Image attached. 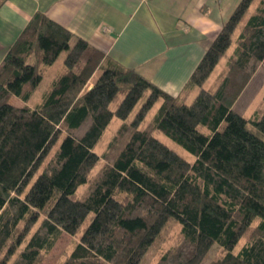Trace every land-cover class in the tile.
Returning a JSON list of instances; mask_svg holds the SVG:
<instances>
[{"label":"trees","instance_id":"16d2710c","mask_svg":"<svg viewBox=\"0 0 264 264\" xmlns=\"http://www.w3.org/2000/svg\"><path fill=\"white\" fill-rule=\"evenodd\" d=\"M62 51L31 106L8 101L27 102ZM103 58L38 11L1 60L0 264H39L62 231L79 240L58 264H138L171 217L179 241L155 264H201L214 243L210 264H264V95L251 118L232 108L264 64V0L237 1L178 95L112 61L88 87Z\"/></svg>","mask_w":264,"mask_h":264},{"label":"crops","instance_id":"0c3cea01","mask_svg":"<svg viewBox=\"0 0 264 264\" xmlns=\"http://www.w3.org/2000/svg\"><path fill=\"white\" fill-rule=\"evenodd\" d=\"M0 1V62L39 11L101 50V67L134 68L178 95L238 0Z\"/></svg>","mask_w":264,"mask_h":264},{"label":"rangeland","instance_id":"374dc122","mask_svg":"<svg viewBox=\"0 0 264 264\" xmlns=\"http://www.w3.org/2000/svg\"><path fill=\"white\" fill-rule=\"evenodd\" d=\"M104 28L106 29V27ZM64 56H65V51H62L59 54L58 58L55 60V62L46 70L42 80L40 81L38 86L34 89L29 99L27 100L26 102L27 105L31 106L39 98V96L45 90L47 84L51 81V79L60 69ZM223 62L224 61L222 60V62L220 61V63L217 64L212 74L205 81L204 83L205 87L210 86L212 82L215 80V77L223 68ZM103 68L104 67L99 66L96 69L92 78L89 80L87 84L88 87L92 85V81L95 78H97V76L102 72ZM263 95H264V64L261 63L258 65L256 71L251 76L249 81L246 83V85L244 86L243 90L241 91L237 99L234 101L232 108L239 114L243 115L244 117L251 118L254 116V113L258 109H261V107L263 106L262 103ZM8 101L10 103H13V101L16 102V99L11 96L8 99ZM142 101L143 99L138 102L136 108L139 107ZM118 121L119 120L117 119H113L110 126L112 128L117 127ZM109 131L103 134V137L100 140V142H98L94 147V150L99 154L103 153L106 143L110 138L113 130H111L110 133ZM54 149L55 146L44 158L37 173H39L43 168H45L46 163H48V160L52 157L53 152L55 151ZM97 169L98 166L96 165V167L89 172L88 177H93ZM85 188L86 185L79 186L76 191V196L81 195L85 191ZM37 215H38L37 221L33 223L32 226L30 227L29 232L24 238V242L29 237V235L37 228L40 220L44 217V212L43 211L38 212ZM22 224L23 221L19 222V225ZM19 228L21 227L19 226ZM179 231H180V226L178 222L176 221L175 218L171 217L166 222V224L164 225L158 236L153 240V242L151 243V245L149 246V248L147 249V251L145 252V254L143 255V257L141 258L138 264H155L162 253H164L173 245L177 244V242L179 241L178 239ZM78 240H79V234L72 235L62 231L60 235L55 239L52 247L49 250L40 252L38 258V261H40L39 264H58L64 261L68 257L69 253L71 252L75 244L78 242ZM24 242L16 247L15 252L13 253L10 259L13 260L17 256V254L23 247ZM219 252H220V248L218 244L214 243L212 247L209 249V251L206 253L201 264H210V260Z\"/></svg>","mask_w":264,"mask_h":264}]
</instances>
